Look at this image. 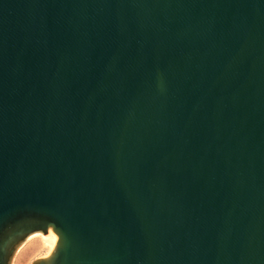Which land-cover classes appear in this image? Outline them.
<instances>
[{
  "label": "water",
  "instance_id": "water-1",
  "mask_svg": "<svg viewBox=\"0 0 264 264\" xmlns=\"http://www.w3.org/2000/svg\"><path fill=\"white\" fill-rule=\"evenodd\" d=\"M0 264H264V0H0Z\"/></svg>",
  "mask_w": 264,
  "mask_h": 264
}]
</instances>
